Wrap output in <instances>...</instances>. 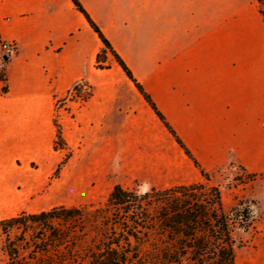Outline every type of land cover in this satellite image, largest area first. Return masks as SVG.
<instances>
[{
    "label": "crops",
    "instance_id": "0c3cea01",
    "mask_svg": "<svg viewBox=\"0 0 264 264\" xmlns=\"http://www.w3.org/2000/svg\"><path fill=\"white\" fill-rule=\"evenodd\" d=\"M81 2L202 169L264 174L260 13L241 15L240 0ZM0 38L18 46L0 80V215L50 210L16 203L42 191L65 160L73 182L83 169H118L117 184L150 189L203 181L122 68L97 69L104 45L72 0H0ZM81 81L92 94L83 105L68 100L66 115L58 102ZM57 113L68 150L55 147Z\"/></svg>",
    "mask_w": 264,
    "mask_h": 264
},
{
    "label": "trees",
    "instance_id": "16d2710c",
    "mask_svg": "<svg viewBox=\"0 0 264 264\" xmlns=\"http://www.w3.org/2000/svg\"><path fill=\"white\" fill-rule=\"evenodd\" d=\"M72 1L104 45L97 55V69H110L113 60L122 68L200 168L203 181L144 192L117 184L103 204L60 205L1 219L0 249L5 260L0 264H237L240 245L235 232L253 227L251 206L239 203L225 208L211 174L200 167L81 0ZM256 2L264 18V0ZM0 80L6 82L5 75ZM74 90L78 96L82 93L79 83ZM7 91L5 86L3 92ZM56 125L58 149L63 134Z\"/></svg>",
    "mask_w": 264,
    "mask_h": 264
},
{
    "label": "rangeland",
    "instance_id": "374dc122",
    "mask_svg": "<svg viewBox=\"0 0 264 264\" xmlns=\"http://www.w3.org/2000/svg\"><path fill=\"white\" fill-rule=\"evenodd\" d=\"M241 15L253 18V12L256 16L259 15L258 5L256 0H240ZM2 40L0 38V76L5 75L6 66H2L4 51L1 46ZM113 62H115L113 60ZM92 92H90L91 94ZM89 94V95H90ZM68 98V97H67ZM61 101L58 106L59 109H64L63 112L68 114V99ZM89 98L87 95L86 100ZM77 101L80 105H83L85 100H72ZM70 116V113L68 114ZM60 113H57V123ZM59 124V123H58ZM58 149H69L65 142H60ZM73 153L69 152V157ZM60 167V171L57 172V168L52 170L47 175V183L42 191L33 193L31 198L19 199L17 206L28 208L37 206L39 203L45 204L44 207L51 209L56 206H80V205H99L103 204L113 187L117 185L120 180L118 169L110 170L106 176H99L95 174V170L83 169V173L86 174L81 182H73L71 179L72 167L68 168L67 161ZM39 166L32 164V167L27 171L31 172V177L34 178L39 175ZM89 174V175H88ZM211 184L220 188L224 206L227 210L237 206L239 203H243L244 206L250 205L255 216L253 227L249 230L237 229L235 237L240 245L237 249V264H264V174H251L247 170L237 167H229L217 172L211 173ZM126 180H124L125 182ZM128 189H139L140 191H148L150 187L141 185L138 182L128 181L123 185ZM18 190L23 189L22 184H17ZM33 191L37 190L36 186L33 187ZM16 190L18 195H22L21 191ZM16 209H18L16 207ZM21 209V208H19ZM33 211V210H32ZM8 218L7 216L0 215V220ZM1 235H0V248H1ZM5 260V256L0 249V263Z\"/></svg>",
    "mask_w": 264,
    "mask_h": 264
},
{
    "label": "built area",
    "instance_id": "2783aa9c",
    "mask_svg": "<svg viewBox=\"0 0 264 264\" xmlns=\"http://www.w3.org/2000/svg\"><path fill=\"white\" fill-rule=\"evenodd\" d=\"M1 46L4 51L2 66L5 67L7 61L14 58L17 55L18 46L15 42H12V41H2ZM79 85L82 87V93L78 96V93L73 88V90L71 91V93L69 94L67 98L68 100H85L86 101V97L87 95L89 96L91 89L89 85L84 81L79 82ZM63 100H60L58 102V106ZM64 101H66V99Z\"/></svg>",
    "mask_w": 264,
    "mask_h": 264
}]
</instances>
